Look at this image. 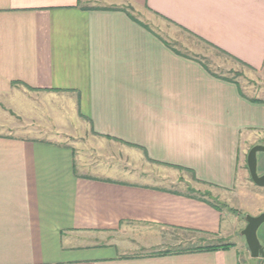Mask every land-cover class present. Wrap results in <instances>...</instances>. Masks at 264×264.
I'll return each mask as SVG.
<instances>
[{
	"label": "crops",
	"instance_id": "crops-1",
	"mask_svg": "<svg viewBox=\"0 0 264 264\" xmlns=\"http://www.w3.org/2000/svg\"><path fill=\"white\" fill-rule=\"evenodd\" d=\"M183 33L262 84L264 0H0V264L247 263L225 211L171 184L233 188L264 97L183 52ZM22 93L75 115L23 122ZM177 231L233 245L149 248Z\"/></svg>",
	"mask_w": 264,
	"mask_h": 264
},
{
	"label": "rangeland",
	"instance_id": "rangeland-1",
	"mask_svg": "<svg viewBox=\"0 0 264 264\" xmlns=\"http://www.w3.org/2000/svg\"><path fill=\"white\" fill-rule=\"evenodd\" d=\"M150 24L152 26H155L156 28H158L159 25L160 26L164 25L163 27L168 29V27L162 22H159L158 19L151 20ZM157 24L159 25L157 26ZM158 29L161 32H163V35L165 37L170 39L168 32L164 31L161 27H159ZM179 40L181 41L180 43L183 52L186 53L190 52L192 55L196 56L197 59L205 63L211 71L217 74L219 73L225 76H229L231 78L238 79L248 94L253 93L258 96L264 97V73H262L261 75L256 74L255 72L249 73L252 76L255 75L256 78L260 77L263 80L262 84L260 85L258 83L256 84L258 86L256 87L255 91L249 90L248 83H246V80H249V78L247 76L241 75L238 71H234V70L229 71L223 65H221L223 64V62L226 61H224L222 59L223 57H221L218 53H216L213 48L204 44L199 39L186 37L185 33L181 35V38ZM188 46L190 47L188 48ZM249 84L251 85V81H249ZM18 99H20V101L17 104L20 103L21 105L20 104H19L20 106L17 105V107H15V109L12 110L15 111L16 113L19 112V114H21L20 118L23 122H28V118L29 119L31 118L33 120L35 118H39L43 121L46 120L47 118V121H49L52 124L50 125L48 123V127L49 126L53 127L56 125L57 120L61 121L63 118L71 119L75 115L72 111L69 110L70 108L68 109V107H66L64 103V99L62 98L61 94L55 96L52 100L49 101L37 94L30 96L28 94H23V93L21 94V97H18ZM3 104L4 105L0 109V114L3 116L4 115L7 116L8 113H10V109L7 103L4 102ZM22 133L23 135L26 136L32 135V132L29 129H23ZM81 133H83V131ZM245 136L247 139H245V137L243 136V141L241 143V148H240V157H242L241 167L244 168V172L242 171L239 172L233 188L223 190L212 186L207 187V185L199 184V183L195 184V186H198L199 188H195L194 186L187 185L184 182L185 177L183 175L182 176L180 175L179 182H177L176 184H171V186L175 188L177 187L181 189H186L189 192H193L195 194L208 198L211 201L217 203L219 206H221V208L225 211L223 224L225 227L229 228L233 233L231 239L239 240L240 237L242 241H245L243 240L245 239L244 236L241 234L242 229L247 224L245 216L247 214L257 215L264 211V186H258L253 182L247 167V159H246L248 151L253 145L264 144V130L263 131L258 130L255 133H252L251 135H245ZM71 140L68 141L70 142ZM262 156H264V151L258 152L259 173H264L263 170L264 162L262 161ZM169 171L175 173V171L172 169H169ZM166 174L167 176H172L170 172H167ZM206 191H210L211 194L210 195L207 194ZM261 227H264V223L261 225ZM132 235L135 236L137 235V233H134ZM167 235L168 236L163 238L164 241L163 244H159L158 240L151 238V245L149 248L157 249V250H184L186 248H191L202 243L201 236L193 232L177 231ZM134 240H136V238H134ZM129 241L132 240L122 239L120 244L122 246L129 245L130 244ZM243 245L246 248V250L249 251V253L246 254V260H247L246 264H260L261 260H258L259 257L251 256L247 243ZM130 246L131 248L135 249L137 248V246L140 247V243L138 241H134L133 243L130 244ZM130 246L127 247L130 248ZM144 249L147 248L145 247Z\"/></svg>",
	"mask_w": 264,
	"mask_h": 264
},
{
	"label": "water",
	"instance_id": "water-1",
	"mask_svg": "<svg viewBox=\"0 0 264 264\" xmlns=\"http://www.w3.org/2000/svg\"><path fill=\"white\" fill-rule=\"evenodd\" d=\"M264 151V144L253 145L247 154V166L251 179L258 186H264V173L258 172V152ZM246 226L242 229L241 234L245 237L247 246L253 257H264V245L258 234L260 226L264 223V211L257 214H247Z\"/></svg>",
	"mask_w": 264,
	"mask_h": 264
},
{
	"label": "trees",
	"instance_id": "trees-1",
	"mask_svg": "<svg viewBox=\"0 0 264 264\" xmlns=\"http://www.w3.org/2000/svg\"><path fill=\"white\" fill-rule=\"evenodd\" d=\"M255 101H259L258 99H254ZM248 167V166H247ZM206 193L207 194H211L210 193V191H206ZM210 202H211V204H213V205H215V206H217V207H220L221 208V206H219L217 203H215V202H213V201H211V200H209ZM233 245V243H230V242H226V243H208V244H199V245H196V246H194V247H191V248H187V249H198V250H200V249H218V248H227V247H230V246H232Z\"/></svg>",
	"mask_w": 264,
	"mask_h": 264
}]
</instances>
